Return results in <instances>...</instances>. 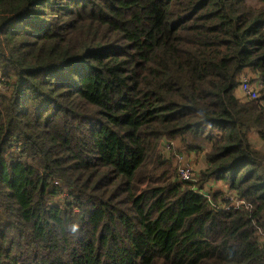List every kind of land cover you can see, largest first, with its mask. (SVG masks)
<instances>
[{
    "label": "trees",
    "instance_id": "obj_1",
    "mask_svg": "<svg viewBox=\"0 0 264 264\" xmlns=\"http://www.w3.org/2000/svg\"><path fill=\"white\" fill-rule=\"evenodd\" d=\"M0 84V264H264V0H0Z\"/></svg>",
    "mask_w": 264,
    "mask_h": 264
},
{
    "label": "built area",
    "instance_id": "obj_2",
    "mask_svg": "<svg viewBox=\"0 0 264 264\" xmlns=\"http://www.w3.org/2000/svg\"><path fill=\"white\" fill-rule=\"evenodd\" d=\"M239 82V93L242 95L244 100H258L260 98L259 91L261 84L258 81L251 82V78L244 74L240 77ZM260 105L264 108V103H261ZM262 145L264 147V142H262ZM171 146V142L162 140L160 142L159 149H161V153L166 156L170 149L172 150ZM174 157H178V161L182 160V157H180L179 154H175ZM172 163L175 165L174 160H172ZM177 180L179 182L189 183L194 193L204 197L210 209L247 211L251 208L250 204L240 198L234 190H228L221 200H213L211 197V193L213 192L207 184H205L202 189L197 187L199 182V173L194 171V169H192L188 164H182L177 168ZM260 237L264 241V231H260Z\"/></svg>",
    "mask_w": 264,
    "mask_h": 264
},
{
    "label": "crops",
    "instance_id": "obj_3",
    "mask_svg": "<svg viewBox=\"0 0 264 264\" xmlns=\"http://www.w3.org/2000/svg\"><path fill=\"white\" fill-rule=\"evenodd\" d=\"M247 75L249 76L251 79L254 78V76L247 70H245L243 72V75ZM256 82V81H255ZM236 96L243 100V97L242 95L239 93V91L236 92ZM249 139H250V144L253 146V143L252 141L254 140V145L255 143H258L259 144V148L260 149H264L263 145H262V141L256 137V135L254 133H251L249 135ZM163 141H167V142H171L172 146L171 148L173 149L175 144L173 141H170V140H167V139H163ZM205 151H208V149L206 148ZM204 151V152H205ZM204 152L201 151V152H197V151H192V152H189V153H177L179 154L180 156L182 155V163L183 164H188V165H204V169L206 168V160H205V157H204ZM173 164V163H172ZM203 170V169H202ZM207 185L209 186L210 190L215 193V191H224L226 190L228 187L223 184L222 182H215L213 180H210Z\"/></svg>",
    "mask_w": 264,
    "mask_h": 264
},
{
    "label": "rangeland",
    "instance_id": "obj_4",
    "mask_svg": "<svg viewBox=\"0 0 264 264\" xmlns=\"http://www.w3.org/2000/svg\"><path fill=\"white\" fill-rule=\"evenodd\" d=\"M1 83H3V82H1ZM5 89V86H3V85H1L0 84V90H4ZM7 90H5L4 92H6ZM252 143H253V146H254V148H257V149H260L259 148V144L258 143H255V145H254V140L252 141ZM174 144H175V142H174ZM15 155H16V153H15ZM180 157H183L182 155L180 156ZM165 158H167V159H170L171 158V160H174V164H175V166L178 168V167H180L183 163H182V160L180 161H178V157H173L172 156V151H171V149H170V151L167 153V155L165 156ZM174 166V167H175ZM192 169H194V171H196V172H201V171H203L204 170V165H189ZM203 169V170H202ZM229 189L227 188L226 190H224V191H215V193H218L219 194V196H218V200H221L223 197H224V195H225V193L228 191ZM66 195H68V193H65ZM58 202H61V199L58 201Z\"/></svg>",
    "mask_w": 264,
    "mask_h": 264
},
{
    "label": "clouds",
    "instance_id": "obj_5",
    "mask_svg": "<svg viewBox=\"0 0 264 264\" xmlns=\"http://www.w3.org/2000/svg\"><path fill=\"white\" fill-rule=\"evenodd\" d=\"M78 225H74L73 228H72V232L75 233L77 230H78Z\"/></svg>",
    "mask_w": 264,
    "mask_h": 264
}]
</instances>
